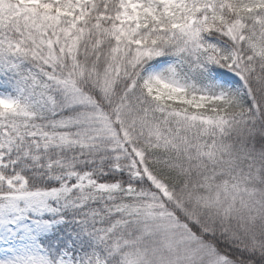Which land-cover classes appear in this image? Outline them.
I'll use <instances>...</instances> for the list:
<instances>
[{"label": "snow or ice", "instance_id": "6c2138e0", "mask_svg": "<svg viewBox=\"0 0 264 264\" xmlns=\"http://www.w3.org/2000/svg\"><path fill=\"white\" fill-rule=\"evenodd\" d=\"M0 264H264V0H0Z\"/></svg>", "mask_w": 264, "mask_h": 264}]
</instances>
